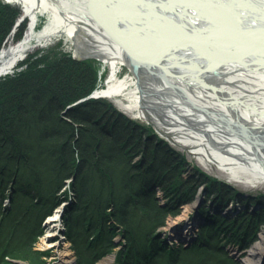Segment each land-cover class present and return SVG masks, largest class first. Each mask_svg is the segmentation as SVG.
<instances>
[{"label":"trees","instance_id":"obj_1","mask_svg":"<svg viewBox=\"0 0 264 264\" xmlns=\"http://www.w3.org/2000/svg\"><path fill=\"white\" fill-rule=\"evenodd\" d=\"M18 14L0 1V47ZM55 55H29L0 78V260L31 257L36 262L40 255L31 244L43 220L62 199L73 196L64 220L77 264H94L112 251L114 235L123 242L113 264H239L226 246L244 248L261 216L240 215L238 220H245L236 224L202 208L207 223L194 239L188 245L167 243L161 231L167 215L191 198L188 192L204 174L194 171L186 180L183 165L164 152V145L144 143L142 130L115 118L103 100L67 108L96 88L97 65L91 59ZM136 152L145 162H132ZM153 183L163 191V207ZM8 196L9 205H3Z\"/></svg>","mask_w":264,"mask_h":264},{"label":"bare ground","instance_id":"obj_2","mask_svg":"<svg viewBox=\"0 0 264 264\" xmlns=\"http://www.w3.org/2000/svg\"><path fill=\"white\" fill-rule=\"evenodd\" d=\"M4 3L17 8L19 14L0 47V78L14 72L33 48L63 37L72 43L76 60L91 56L110 68L104 86L100 87L98 79L96 89L86 96L115 98L127 94L128 103L116 100L119 107L142 116L151 108L170 126L169 133L178 135L179 142L204 161V169L217 168L242 185L264 183V0ZM40 16L47 19L43 25ZM22 26L23 35L15 38ZM124 66L129 73L118 76ZM219 188L221 196L216 191L207 195L211 203L206 208L235 223L245 220L228 215L230 209L225 208L224 201L237 196L224 185ZM162 197L158 200L163 207ZM9 199L5 198L3 205L8 206ZM191 201L198 202V198L180 204L187 209ZM258 204L262 202L258 200L249 213L261 216V222L264 211ZM246 214L242 211L238 215ZM189 216V222L185 220L174 230L189 241L187 245L200 225L207 223L203 214ZM66 227L65 223L69 239ZM48 230L50 235L52 229ZM190 233L192 239L187 238ZM263 252L264 233L243 253L241 264H259ZM73 254L68 245L62 255L66 264L74 263ZM229 255L234 256L232 252Z\"/></svg>","mask_w":264,"mask_h":264},{"label":"rangeland","instance_id":"obj_3","mask_svg":"<svg viewBox=\"0 0 264 264\" xmlns=\"http://www.w3.org/2000/svg\"><path fill=\"white\" fill-rule=\"evenodd\" d=\"M4 1L5 0H0ZM19 6V5H18ZM20 12H22L21 6H19ZM43 20L42 25L46 22L45 16H40ZM26 26V24H25ZM23 32L20 34V37L23 35L25 30H22ZM8 35V34H7ZM60 43L58 45H55L57 43ZM4 43V41H3ZM2 43V44H3ZM51 46V47H50ZM46 47V48H45ZM30 52H32L29 55H34L37 53L38 55H46V57H51L55 55V52L60 53L61 55L68 54L70 57L75 58V53L73 49V45L70 41H66L63 37H56L53 39L49 44L46 46H38L33 48ZM56 53V55H58ZM63 53V54H62ZM55 55V56H56ZM83 60H94L96 62V67L98 70V79L99 85L104 86L105 81L108 78V75L110 73V68L108 66L102 65V63L91 56L83 57ZM18 65L14 68L17 69ZM13 71L11 72V74ZM128 69L126 66L122 67L120 69V72L118 76H123L128 74ZM96 89V88H95ZM94 90V89H93ZM127 94H122L120 96H117L115 98H109V97H99L94 96V94H90L88 96L82 97L80 99H77L67 105L68 107L77 106L78 104L88 100V99H94V100H103L105 103L109 104V106L113 109V112L117 115L115 118H120L123 122L126 124H132V126L135 128H139L142 130L141 132L144 137L142 141L144 143H151L154 145L162 146L164 145L166 148H162L164 152L173 155V157L177 158L180 161V164L183 165L182 167V176L188 180L189 177H192L194 175V171L198 172V175L204 174V179H200L201 182L194 185L195 190L192 191L193 195L191 193V185L188 186V196H191L193 201L198 198V202H192L191 205L188 206L186 209L185 205H178L177 210L174 212L175 214L172 215L171 213L167 215L166 218V224L164 227L161 228V231L163 234L167 237L165 238L167 243H172L171 240H174L175 242L179 243L178 241H183L187 245V239H183L184 237H181L179 234H175L174 230L178 229L179 227H182L183 223L189 222L188 215L190 216H198L200 213V209L206 208L211 203V198L207 195H210V191H216V195H220L223 193L221 189L219 188L220 185H224L227 188L231 190L230 193L235 194L237 197H234L233 199L227 198L224 201L225 208L230 209V211H226L229 213L228 215L231 217L232 215L240 217L238 214L239 212H246L247 214L252 212L255 208V204L258 200L262 202V204H258V209L264 211V183H257V182H251L248 185H242L240 183L231 181L230 178H228L225 174H222L217 170V168H209V170L204 169L203 163L204 161H201V159L198 157V155L194 154L191 147L185 146L184 144H181L180 137L178 135L169 133L170 126L167 124H164L155 114L153 111H150V109H146L147 113L145 116L139 115L138 113L134 112H128L124 110L123 108L119 107L116 104V100H120L122 104L128 103V99L126 98ZM152 110V109H151ZM136 114V115H135ZM106 130H111V125H105ZM141 152H136L132 154V162L137 165L140 163L145 162V158L143 154H140ZM206 175V176H205ZM200 178V177H199ZM70 180V179H69ZM68 182V181H66ZM198 185V186H197ZM215 186V187H214ZM154 187V188H153ZM152 188L155 191V197L159 198L163 195V191L161 188H159V185L153 183ZM151 189V191L153 190ZM191 193V195H190ZM209 193V194H208ZM221 196V195H220ZM164 197H162L163 199ZM65 200L64 204L66 202H72L75 203V200L73 196H69ZM164 201L165 198L163 199ZM245 202H242V201ZM189 201V200H187ZM251 201V202H250ZM62 203V202H61ZM59 204L56 206L51 214L47 216L49 217H55V219L47 220L46 218L42 222V228L40 233L38 234L37 238L34 240V242L31 244V249L35 252H37L40 257L37 258L36 262H31V257H27V261L20 260V259H10L8 256H5L4 259L0 260V264H4L3 261L8 260V264H66L67 262H64V258L62 257L63 252L66 248H68V245L72 248L74 252V263H78V255L73 247V244L71 242V239H68L67 231H65V220H64V213L66 212L67 206ZM185 203V202H184ZM245 203V205L243 204ZM166 203H164L165 205ZM186 204V203H185ZM200 204V205H199ZM243 204V205H242ZM254 206V207H253ZM257 207V206H256ZM209 213L215 212L214 209H207ZM212 210V211H211ZM239 211V212H238ZM189 216V217H190ZM244 220H241L243 222ZM240 222V223H241ZM248 222V219H247ZM236 223V224H240ZM67 228V227H66ZM48 229H52L50 231V235H47L49 233ZM68 230V229H67ZM255 236L254 237H247L246 246L244 248H238L237 251L235 248H232L231 246H226V249L228 252H232L234 257L239 264H241L240 258L242 257L243 253L250 248L255 242H257L260 239V236L264 233V221H261L258 226L255 228ZM246 235H249L246 234ZM191 233L187 235L188 239H192ZM115 242V247L112 249V251L108 252L107 254L103 255L101 258H99L97 261H95L94 264H113L114 254L117 249L120 248L121 244L120 242H123V239L119 235H114L112 238ZM51 243V245L47 246V243ZM68 244V245H67ZM230 250V251H229ZM29 254V253H28ZM264 255V252L262 253ZM31 255V254H29ZM8 257V258H7ZM30 259V260H29ZM11 261V262H10ZM259 264H264V257L260 260Z\"/></svg>","mask_w":264,"mask_h":264}]
</instances>
